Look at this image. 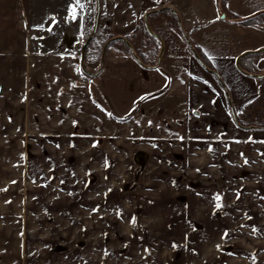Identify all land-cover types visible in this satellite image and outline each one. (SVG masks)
<instances>
[{"label":"crops","instance_id":"obj_1","mask_svg":"<svg viewBox=\"0 0 264 264\" xmlns=\"http://www.w3.org/2000/svg\"><path fill=\"white\" fill-rule=\"evenodd\" d=\"M97 1L84 64L94 0L76 19L75 0H0V264H264V129L230 111L245 117L264 99V21H234L264 0ZM162 8L176 20L147 17ZM144 16L156 65L119 43L99 63L98 45L132 36ZM53 181L79 201L53 197Z\"/></svg>","mask_w":264,"mask_h":264},{"label":"trees","instance_id":"obj_2","mask_svg":"<svg viewBox=\"0 0 264 264\" xmlns=\"http://www.w3.org/2000/svg\"><path fill=\"white\" fill-rule=\"evenodd\" d=\"M226 0H222V2H225ZM163 12H167L170 15L173 16L172 12L169 9L166 8H162L160 10L154 11V12H150L147 14V17H151L152 15H159L160 13ZM95 16V12L93 17ZM174 20H176L177 16L176 14H174L173 16ZM236 23L238 24H244V25H248V24H254V23H260L264 21V12L260 13V14H256L252 17L246 18V19H237L235 18L234 20ZM98 31V30H97ZM96 31V32H97ZM92 32L91 31L85 35L86 37H84V42L88 39V37L90 36ZM96 34V33H95ZM134 37L135 40L139 39L140 44L139 46L135 49L134 45L131 41V39ZM113 38V36H107V38H105L103 40L102 43H100V45H98L97 48V60H100V56L102 53V48L105 46V44L107 43V48L112 45V44H116L119 43L121 44V46L124 48L125 52L131 56H133L134 58H136L138 60V62L141 65H147L150 64L151 66H155L156 65V61H157V55L159 52L160 48H155L154 49V53H156L154 56V60H149L148 56L150 51L148 49V42L150 40H155L153 35L151 34L150 30L148 29V25L147 23H145L144 19H141L140 22L138 23V29H136V31L133 32L132 36L130 37H125V38H120V39H115V40H111ZM94 39V37L92 38ZM91 39V40H92ZM90 42L87 44V46L85 47L84 52L86 53L87 47L88 45L91 43ZM126 41V43L124 42ZM93 42V41H92ZM190 52L193 54L196 53V55L198 56V58L200 59V62L205 66L206 70L212 71V68L209 66L205 56L202 54V52L200 50H198L196 47L192 46L189 47ZM152 52V51H151ZM84 53V58L86 57ZM264 100V99H263ZM263 100L261 98L258 97V99H256L252 104L246 106V109L248 108H254L257 104H259V102H263ZM264 104V103H263ZM230 111L232 112V108L230 107ZM262 116L257 118V119H248L244 116H239L237 114H235V123L237 124L238 127H242V128H246V129H264V105L262 107Z\"/></svg>","mask_w":264,"mask_h":264},{"label":"rangeland","instance_id":"obj_3","mask_svg":"<svg viewBox=\"0 0 264 264\" xmlns=\"http://www.w3.org/2000/svg\"><path fill=\"white\" fill-rule=\"evenodd\" d=\"M97 0H94V7H95V9H96V11H97V2H96ZM96 11H95V15H96ZM93 12H94V9H93ZM92 19H93V17H92ZM90 22H91V20H90ZM94 23H95V16H94V20H93V26H94ZM154 23H152L151 25H149V29H150V31L152 32V34L153 35H155L154 34V31H156V28H155V26L153 25ZM99 25L97 24V30H99ZM93 30V29H92ZM96 30V31H97ZM158 30H161L162 32V35L164 36V37H166V35H171V34H169V31H165V29H158ZM90 31H88V33H89ZM88 33H86L85 35H87ZM98 35H99V32L97 31L96 32V34H95V36H94V39H92L91 40V43L88 45V47H87V50H86V53H85V56H86V61H85V63L84 64H86L87 63V61H88V51H89V48H93L94 47V44H95V42H96V40L98 39ZM156 36V35H155ZM86 37V36H85ZM159 40H161L160 38H159ZM93 41V42H92ZM86 42V41H85ZM84 42V43H85ZM161 42V41H160ZM83 43V44H84ZM93 46V47H92ZM161 47H162V49H163V43L161 42ZM104 48V47H103ZM103 48H102V53H103ZM98 62L99 63H101V61L100 60H98ZM262 102V101H261ZM264 103V100H263V102L261 103V105H256L254 108H252V110L251 111H249V113L247 114V115H245V117L246 118H248V119H257V118H259V117H261L262 116V107H263V104ZM43 178V177H42ZM82 178H84L83 176L82 177H79L78 178V182L77 183H79L80 185H81V183H82ZM56 179H58V178H56ZM44 180H45V178H44ZM46 183H48V182H46V181H44L41 185H45ZM49 184V183H48ZM51 186H56L55 188H60L59 186H58V183H56V181H53L52 182V184H50ZM64 189H66L67 187H63ZM28 189V191L25 193V195H26V197H30V198H34L33 196L35 195V192L33 191V190H30V188H27ZM64 189H62V190H64ZM90 189H93L92 187H90ZM23 190V189H22ZM45 192H46V190H44ZM128 191V190H127ZM15 192V188L14 189H11L10 190V192H9V194H13ZM22 193H24V192H22V191H20V194H22ZM37 194L38 195H40L41 194V192L39 191V190H37ZM59 194H61V196H63L64 198H68L69 200H71L73 203H75V202H77V201H79V200H77L78 199V194H79V192L78 191H75V192H68V193H64V191H61L60 189H58L57 191H54V194H53V197L54 196H59ZM20 197H22V196H20ZM29 198V199H30ZM75 199V200H74ZM83 210H85V209H80V213L81 212H83ZM38 216H40L39 215V213L37 214ZM78 215V214H77ZM79 215H81V214H79ZM109 215H111V213L110 212H108V216L107 217H109ZM52 222H54V221H52ZM52 222H50L51 224H49L50 225V230L51 231H53L54 229H53V224L54 223H52ZM82 223L83 222H80V221H77L76 222V230H75V235L77 236L78 234L80 235L81 233H80V231H81V229L79 228L80 227V225H82ZM100 225L99 223H98V221H91V225H89V228H91V230H95V231H97L98 230V228H99V226L98 227H95L94 225ZM32 225H35V226H37V229H39V226H38V224L37 223H32ZM45 225H48V224H44V226ZM110 225H111V223H108L107 224V229H106V227H105V229L107 230L106 231V233H111V227H110ZM112 225H116V224H112ZM34 226V229L36 228ZM103 226V225H102ZM101 226V227H102ZM103 228V227H102ZM36 229V230H37ZM104 231V230H103ZM170 258H172V256H170ZM110 261V260H109ZM108 264H110V263H108Z\"/></svg>","mask_w":264,"mask_h":264},{"label":"water","instance_id":"obj_4","mask_svg":"<svg viewBox=\"0 0 264 264\" xmlns=\"http://www.w3.org/2000/svg\"><path fill=\"white\" fill-rule=\"evenodd\" d=\"M96 2H97V11H96V15H95V23H94L93 30H92L90 36L88 37V39L86 40V42L82 46V52L84 51L85 47L90 42V40L94 37L95 32H96V29H97L99 6H98V1H96ZM144 19H145V22L147 23L146 16H144ZM220 19H224V14H221ZM115 39H118V38H115ZM124 42L126 43V41H124ZM106 45L104 46V48L106 47ZM189 47H191V46L189 45ZM193 55L195 56V58L197 59V61L205 68V66L200 62V59L198 58V56L196 55V53L193 52ZM244 55H246V54H243L242 56H244ZM158 62H159V58H158ZM263 75H264V73L262 75H254V77H256V78H262ZM231 114H232V119L235 122L236 120H235L234 112L232 111ZM147 160H148V154L146 152L138 151L134 155V162L141 169L144 167V165L146 164Z\"/></svg>","mask_w":264,"mask_h":264},{"label":"snow or ice","instance_id":"obj_5","mask_svg":"<svg viewBox=\"0 0 264 264\" xmlns=\"http://www.w3.org/2000/svg\"><path fill=\"white\" fill-rule=\"evenodd\" d=\"M77 7H79L81 10L85 7L84 4L80 3V0H75L74 5H70L69 7V15L72 19H76L77 18ZM50 30V29H49ZM209 59H212L211 56H209ZM77 71H79V67H77ZM109 115H111L109 113ZM217 200H219V197H216ZM221 205L219 203H217L216 207L219 208ZM133 223H135V218H133Z\"/></svg>","mask_w":264,"mask_h":264}]
</instances>
